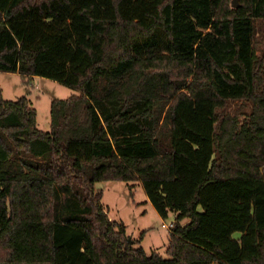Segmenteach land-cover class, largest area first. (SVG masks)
I'll list each match as a JSON object with an SVG mask.
<instances>
[{"label":"trees","instance_id":"obj_1","mask_svg":"<svg viewBox=\"0 0 264 264\" xmlns=\"http://www.w3.org/2000/svg\"><path fill=\"white\" fill-rule=\"evenodd\" d=\"M233 1L0 0V72L78 91L43 131L0 88V264H264V0ZM99 181L174 212L166 257Z\"/></svg>","mask_w":264,"mask_h":264},{"label":"rangeland","instance_id":"obj_2","mask_svg":"<svg viewBox=\"0 0 264 264\" xmlns=\"http://www.w3.org/2000/svg\"><path fill=\"white\" fill-rule=\"evenodd\" d=\"M0 88L6 100L27 96L36 109L37 127L43 131L50 129L51 100L78 93L63 83L39 76L32 77L25 84L23 77L15 72H0ZM95 187L102 191L101 202L109 219L124 225L127 238L133 246H141L147 254L157 252L163 257L167 256L169 228L175 220L174 212L162 218L140 183L132 185L123 181H99ZM188 221V218H184L180 223Z\"/></svg>","mask_w":264,"mask_h":264},{"label":"water","instance_id":"obj_3","mask_svg":"<svg viewBox=\"0 0 264 264\" xmlns=\"http://www.w3.org/2000/svg\"><path fill=\"white\" fill-rule=\"evenodd\" d=\"M237 5V0H234L233 1V6H236Z\"/></svg>","mask_w":264,"mask_h":264}]
</instances>
